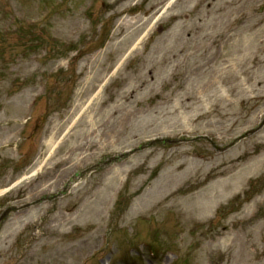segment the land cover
Instances as JSON below:
<instances>
[{"label": "rangeland", "instance_id": "374dc122", "mask_svg": "<svg viewBox=\"0 0 264 264\" xmlns=\"http://www.w3.org/2000/svg\"><path fill=\"white\" fill-rule=\"evenodd\" d=\"M167 1L0 0V212L152 138L222 147L258 124L264 0H174L162 14ZM19 20L39 38L19 39ZM78 180L10 214L0 264H132L144 242L160 254L139 251V264H264V129L223 154L205 141L155 147Z\"/></svg>", "mask_w": 264, "mask_h": 264}]
</instances>
